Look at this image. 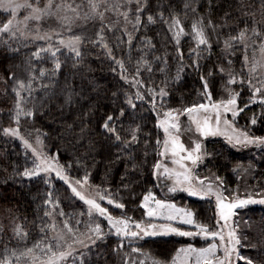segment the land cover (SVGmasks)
Returning a JSON list of instances; mask_svg holds the SVG:
<instances>
[{
    "label": "trees",
    "instance_id": "trees-1",
    "mask_svg": "<svg viewBox=\"0 0 264 264\" xmlns=\"http://www.w3.org/2000/svg\"><path fill=\"white\" fill-rule=\"evenodd\" d=\"M189 2L196 7V13L191 9L185 10L184 4ZM149 10L142 16V21L146 22L148 14L154 15L156 23L141 28L138 32L134 31L132 25H127L128 31L133 33L134 40L130 51L127 44V36H123V43L116 47V36L122 35L124 28L123 17H113L106 15L105 23L115 25L114 31L105 30L106 43L113 48V55L117 59H122L125 64L128 80L136 77L142 81L140 88L144 95L143 101L135 100L137 88L121 79L120 69L106 55L105 50L100 46H94L88 40L81 46L83 59L76 63L73 54L65 49H61L58 58L61 62V70L56 73L54 78H50V70L54 67V61L50 55H44L42 60L37 62L33 59V65L37 69L34 73L37 79L33 81L32 96L34 100L29 99L25 103L26 109H33L37 115L35 118L22 117L20 130L23 133H46L42 135L45 147L50 155L58 154V162L65 166L67 175L74 179H81L85 172V167L92 173L90 183L101 188H107L111 191L113 199L125 203L127 215L135 220H145L143 209L137 206L142 199V195L151 189L154 193L159 190L155 184L154 177L150 176L148 169L141 168L130 178L135 183L130 184L137 197L135 203H129V192L125 191L121 185V176L125 172V163L116 162L117 155L121 154L122 145L115 142L114 137L102 135L101 125L108 115L117 119L114 125L122 140H131L130 129L140 127L138 134L139 143L133 145L129 151L123 153L128 156L129 153L137 156V162L143 158L145 151L144 141L147 134H151L148 140L149 153L148 161L151 164L154 161L155 154L152 146L155 145L156 138L161 139V131L156 127V114L151 107V98L147 93L148 88H154L157 92L161 87H165L169 93L164 99V108H183L191 106L193 103H200L202 82L200 75L207 77V72L217 70V65H222L226 69L227 59L233 61L232 67L237 72L239 79L240 69L245 54L243 44L233 46V49L225 56L223 53V40L229 35L236 36L245 26L249 29L253 27V14L256 21L260 22V31L264 33V10L261 9V0H148ZM160 5L161 7H157ZM133 9L135 7L132 6ZM163 12L165 18L170 17V13L177 15L183 23L184 29L188 35L181 37L180 49L184 53L185 67L177 79V69L180 67L176 58L175 41L172 39L168 26L162 23L158 18V13ZM227 13V15H226ZM244 13H248L247 16ZM8 14L0 12V26L2 22L8 19ZM200 16L205 17V24L208 19L217 25V32L213 33L207 29L209 42L213 45L210 53L204 52V46H201L202 55L208 57L201 59V71L197 72L187 65L192 64L188 58L190 49L196 47L192 39L191 25L194 20ZM100 27L99 20L89 21L78 27L72 33L95 40L96 32ZM250 35V33H249ZM151 38L156 50L152 51L142 44L141 38ZM219 37V43H217ZM7 39V37H5ZM252 40L247 44V56L249 63L253 60V54L259 48L260 40H256V46L252 47ZM13 43V47H16ZM19 54H14L7 48L0 47V257L3 256L5 245L9 249L15 248L17 252L23 251L25 247H32L34 243L42 239L40 227L42 224L53 225L68 222L74 230L82 231L84 223L77 225V220L88 222L86 207L81 201L74 198L67 186L58 180L47 181L44 177H34L32 179H23L17 175V171L22 172L24 166L31 167L28 161L31 158L22 150L20 144L13 139L8 138L3 129L15 124L12 119L16 103V94L13 91L17 87L18 81L28 83L30 69L26 61L31 53L37 48L45 47L43 42H28L27 47L19 45ZM234 53V54H233ZM143 56L151 64V71L142 67L140 74L136 76L137 61ZM167 56V66L156 62L154 57ZM195 59V57H193ZM76 63V67L73 64ZM116 69L113 71L112 69ZM164 68V71H161ZM46 70L43 78L39 77V70ZM12 74L14 79L9 78ZM244 78L247 79V68L244 69ZM227 76L222 81L219 77L212 82L213 99H227V93L221 89V84L225 83ZM166 82V83H165ZM255 82V81H254ZM66 84L71 85L73 97L71 103H65V97L68 89ZM46 86V87H42ZM234 92H240L238 104L243 107L249 104L235 120V124L242 130L248 131L255 136L264 135V107L260 103H249L251 93L247 87L241 88L238 85H232ZM115 93V95H114ZM21 96L27 98L28 93L21 91ZM131 97L136 108L132 109L127 105V99ZM156 105L160 108V99L157 97ZM120 109H123L125 115L120 117ZM257 117V124L251 125L250 118L253 115ZM70 126V127H69ZM205 151L207 154L205 160V170L215 173L220 177L225 189L232 193L236 189L251 190L252 194H257L264 190V146H253L250 148H235L223 140H207L205 142ZM71 164V168L67 165ZM127 167L131 170L129 163ZM125 183H128L126 180ZM53 193V199L59 200V207L53 209L51 206H45L48 198V192ZM172 201L181 207H188L194 210L198 222L209 225L215 224V204L210 199H196L184 194L175 193L168 196ZM105 207L114 216H120V210H116L107 202H102ZM136 208V211L131 209ZM52 213L50 217H44V213ZM63 211L64 215L59 213ZM85 212L84 216L80 213ZM43 217V220H41ZM235 225L237 234L241 237L244 246L241 248V254L253 257L257 264L264 260V205H252L240 208L236 211ZM94 223H101L105 232H108L102 218L97 217ZM20 225L22 231L28 233L26 241H20L14 234V229ZM183 230H192L194 228L179 225ZM213 230H215L213 228ZM52 231L46 233L51 237ZM245 237L247 238L245 240ZM144 241H135L133 244L124 245L123 249H118L119 238L111 234L97 246L84 249L83 259L85 264H115L118 262L120 253L130 251L131 246L140 248L141 252L150 253L152 258L169 263L175 256L176 250L180 247L193 244L196 247H202L211 240H203L200 237H181V236H160L145 238ZM251 245H255L252 248ZM22 263H25L22 261Z\"/></svg>",
    "mask_w": 264,
    "mask_h": 264
},
{
    "label": "snow or ice",
    "instance_id": "snow-or-ice-1",
    "mask_svg": "<svg viewBox=\"0 0 264 264\" xmlns=\"http://www.w3.org/2000/svg\"><path fill=\"white\" fill-rule=\"evenodd\" d=\"M243 0H241V3ZM87 11L81 14L83 4L73 6L72 4L64 3V0H46L41 7V0H0V9L10 16L9 19L2 22L0 26V47L11 50L14 54H19L20 44L27 47L29 41H46L47 47L37 48L31 53L30 57L26 61L30 69V76L28 83L25 84L23 81L17 82V87L13 88L16 94V103L14 108V120L16 127H6L3 132L6 136L19 138L23 143L25 149H30L32 154L31 161L27 163L31 164V167L24 166L22 172L17 171V175L23 179H32L34 177H40L41 174L50 176L55 173L64 184L70 189L71 194L74 198L78 199L86 206V215L88 222L77 220V225L84 223L85 231L77 232L69 226L68 222L65 221L63 228L65 231H55V225L42 224L40 227L41 240H38L33 244L32 247H25L23 251L17 252L15 248L9 249L7 245L3 248V256L0 257V264H68L69 260L72 264H85L83 259V253L80 252V259L77 260L76 254L79 249H91L97 246L98 242H102L107 236L115 234L120 237L123 241L127 239L129 242L144 241L146 237H160L168 235H176L181 237H201L204 240H211L206 247H194L192 244L186 247H180L176 250V254L171 259V264H257V260L250 256L241 254V248L244 246L241 237L237 234L236 229L232 226V218L236 214V210L243 208L250 204H264V192L257 193L261 198L255 199L253 195L246 194L247 198L241 199L236 196L232 199L224 195L223 180L220 177H216V185L214 186L211 181L207 178L200 179L192 175L193 168L205 159V156H211L203 150V145L200 142H194L192 147H186L181 141V116H186L189 121V127L185 131H191V125L195 126V132L201 137L224 135L228 143L236 146L247 147L250 145L264 146V136H255L250 134L248 131L240 130L235 127L234 121L236 118L248 108L249 104H245L240 107L238 99L241 96L240 92H234L232 85H238L241 88L247 87L251 93L249 103L259 102L264 107V62L256 61L253 59L251 64L247 56V48L249 45L247 41L253 37L256 40H260L259 49L262 55H264V33L260 31V22L256 21L253 14V27L249 29L247 25L244 29L240 30L238 35H229L223 40V53L225 56L233 49L234 45L243 44L245 48V54L242 62V67L238 74L232 67L233 61L227 59L226 63L228 68L226 69L222 65H217V70H209L207 77L200 75L202 82V93L201 99L206 102L193 103L191 106L183 108H168L164 111L157 110V97L160 99V108H164V99L168 97L169 93L165 87H161L157 92L154 88H148L147 93L151 98V107L156 112V127L162 129L163 140L157 136L155 145L152 146L153 153L155 154L154 161L149 164L148 157L149 153L147 148L150 146L148 140L151 134H147V138L144 141L145 151L143 158L137 162V156L129 153L128 156H124L123 153L129 151L133 145L139 143L138 134L141 129L137 126L135 129H130L131 140H122L117 128L114 125V120L117 119L112 115H108L104 120L101 128L103 129L102 135L108 136L109 138L114 137L115 142L122 145L121 154L117 155L116 162L125 163V172L121 176V185L125 191L129 192L130 200L129 203H135L137 197L135 191L130 187V184L135 183L130 178V175H134L136 171L141 168L148 169L150 176L154 177L156 181L161 179L171 180L172 186L168 188L169 192L175 191H186L190 196L200 197L206 199L209 197H215V224L209 226L202 222H198L196 219L197 213L188 207H178L174 203H169L164 199H158L155 193L149 189L145 194L142 195V199L138 204L139 209H143V215L148 218L146 223L144 220H135L133 217L127 215L128 209L126 204L121 203L113 199L112 193L107 188H101L99 185H91L90 177L91 172L85 167L84 175L81 179L71 178L66 174L65 166L58 163V154L56 156H49L43 151V141L39 138L40 135L46 136V133L38 134L36 138V145L34 147L28 139L20 133V122L22 117L35 118L37 115L33 109H26L24 107L27 100L32 99L33 92V81L37 79L34 74L37 69L33 65V59L37 62L42 60L44 55H50L54 61V67L50 70V78H54L56 73L61 70V62L58 58V53L61 52V48L68 50L70 54L75 57L76 63L83 59L81 52V46L88 40L89 43L94 46H100L105 50L107 57L119 67L121 73V79L125 82L132 84L137 88L135 92V100L143 101L144 95L141 93L140 88L142 81L133 77L132 80H128L127 76L124 75L126 72L125 64L122 59H117L113 55V48L109 47L105 42V30L114 31L115 25H108L105 23L106 13H115L117 16V23L119 18L123 17L124 28L121 36H116V47H119L124 41L123 36H127V44L129 47V58L130 51L133 44L134 36L132 32L128 31L127 25L131 24L134 31L138 32L142 27L146 28L148 25L155 24L156 18L154 15L148 14L146 22L142 21V16L149 10L148 0H86ZM133 5H135L133 9ZM261 9L264 10V0H261ZM157 7H161L157 5ZM28 10V15L24 16L23 20L18 19V13L22 10ZM121 9H127L121 11ZM184 9H191L193 13H196V7L192 6L189 2L184 4ZM64 12V15H60ZM67 13H71L68 15ZM227 15V13H226ZM245 16L248 13H244ZM55 17L62 27L67 28L71 31L72 27L76 25L77 21H83L85 24L89 21L99 20L100 27L96 32L95 40H90L87 37L79 35L70 36L68 39L60 38L56 41L58 46H53V36H61L60 32H44L41 34L40 23L48 18ZM158 18L162 23L167 24L168 31L172 34V39L175 41L176 46V58L180 64L177 69V79L180 73L185 67L184 53L180 49L181 37L188 35L185 32L183 23L180 18L170 13L169 18H165L163 12L158 13ZM34 22L37 27L34 30L29 29V23ZM218 26L213 24L211 19H208L205 24V17L200 16L194 20L191 25V37L195 41L196 47L190 49L188 58L192 60L191 65L193 70L201 71V59H207L202 55L201 46H204L203 51H211L212 44L209 42V36L207 35V29H211L213 33L217 32ZM32 31L35 34H32ZM250 33V35H249ZM7 37V39H5ZM256 40H252V47L256 46ZM146 45L149 50L155 51V45L152 43L151 38L143 37L140 41ZM13 43H16V47H13ZM217 43H219V37H217ZM234 54V53H233ZM195 57V59H193ZM154 60L159 63H163L167 66V56H156ZM76 63L73 67H76ZM142 67H146L147 70L151 71V64L143 56L137 61L136 76L140 74ZM247 68V79L244 78V69ZM116 71V69H112ZM164 71V68H161ZM46 75V70H39V77L43 78ZM227 76L225 83L221 84V89L227 93L228 98H221L219 100L213 99L212 83L216 77H219L222 81ZM9 78L14 79L15 75L12 74ZM255 81V82H254ZM166 83V82H165ZM42 87H46L43 86ZM65 88L68 89L65 97V103H71L73 92L71 91V85L66 84ZM21 91L28 93L27 98L21 96ZM115 95V93H114ZM127 105L132 109L136 108V104L133 103V99L129 97L127 99ZM231 115L232 119H228V115ZM125 112L120 109V117H123ZM264 120V115L261 117ZM251 125L257 124V117L254 114L251 118ZM70 127V126H69ZM166 159L171 161L173 167H169L166 163ZM189 162L192 167H189ZM131 164V170L127 167ZM72 165L68 164L67 168H71ZM128 183H125V181ZM47 182V181H46ZM158 186V185H157ZM91 192V194H89ZM47 199L45 206H51L53 209L59 207V200L53 199V193L50 191L47 193ZM107 201L108 205L113 206L114 209L120 210V216H114L108 207L102 206L103 201ZM136 208L131 211H136ZM61 216L64 212L59 213ZM51 212L46 211L44 217H50ZM81 216L85 215V212L80 213ZM102 217L107 221L108 232H105L101 226V223H94L95 218ZM156 219H163L168 223L157 224L151 222ZM43 220V217H41ZM173 222H178L180 225H188L195 229L183 230L179 226H173ZM213 228L215 230H213ZM51 230L55 234L51 237H47L46 233ZM14 234L19 238L20 241H26L28 233L22 231L20 225H17L14 229ZM71 237V242L68 241L67 237ZM247 238L245 237V240ZM124 247L123 243L118 245V249ZM255 248V245H251ZM133 253H139L145 256L146 260H151V264H167L165 261L157 260L152 258L150 253L141 252L140 248H133ZM127 264V261L125 262ZM139 264H145V260H141ZM260 264H264V260L260 261Z\"/></svg>",
    "mask_w": 264,
    "mask_h": 264
},
{
    "label": "rangeland",
    "instance_id": "rangeland-1",
    "mask_svg": "<svg viewBox=\"0 0 264 264\" xmlns=\"http://www.w3.org/2000/svg\"><path fill=\"white\" fill-rule=\"evenodd\" d=\"M21 2H23V0H21ZM31 2H34V0H31ZM46 2V0H41V4H40V6L42 7L43 6V4ZM110 2H115V0H110ZM64 3H67V4H72L73 6H75V5H78V4H83V8H82V11H81V14H83V12L84 11H87L88 9H87V3H86V0H64ZM134 6V5H133ZM124 10H127V9H121V11H124ZM0 12H4L2 9H0ZM5 13V12H4ZM29 13H28V10H24V9H22L19 13H18V19H20V20H23V18H24V16H26V15H28ZM65 13L64 12H61L60 13V15H64ZM68 15H71V13H67ZM107 14H109L110 16H115L116 17V14L115 13H106V15ZM10 18V16H8V19ZM85 23L83 22V21H77L76 22V25H74L73 27H72V29H71V31H69L67 28H65V27H62L61 26V23L55 18V17H53V18H48V19H46V20H44V21H42L41 23H40V25H39V27H40V30H41V34H43L44 32H53V31H55V32H60L61 33V36H53V38H52V43H53V46L55 47V46H58L57 44H56V41L58 40V39H60V38H63V39H68L70 36H73V32H74V30L75 29H77L78 27H80V26H82V25H84ZM37 27V25L34 23V22H30L29 23V29L30 30H34L35 28ZM32 34L34 35L35 34V32L34 31H32ZM29 42H32V41H29ZM35 42H43V43H45V47H47V43L48 42H46V41H35ZM61 49H65V48H61ZM66 51H68L67 49H65ZM253 59H255L256 61H260V62H264V55H262L261 54V52H260V49L258 48L257 49V51L253 54V57H252ZM253 61V60H252ZM203 102H206V101H203ZM257 103H259V102H257ZM157 110H159V111H164V110H167V109H158L157 108ZM155 114H156V112H155ZM228 119L229 120H231L232 119V117H231V115L229 114L228 115ZM156 123H157V120H156ZM234 123H235V121H234ZM180 124H181V136H180V139H181V141L184 143V145L186 146V147H192L193 146V143L194 142H200V143H202V145H203V150H204V152L206 153V151H205V142L207 141V140H223L224 142H226V143H228V141H227V139L225 138V136L224 135H217V136H209V137H201L198 133H196L195 132V126L194 125H191V131H185V129L186 128H188L189 127V121H188V119H187V117L186 116H181V118H180ZM9 127H16V124H13V125H11V126H9ZM235 127L237 128V129H240L236 124H235ZM240 130H242V129H240ZM160 131H161V141L163 140V131H162V129H160ZM20 133H21V135L22 136H24L25 137V139H28L29 140V142L30 143H32L33 144V146L34 147H37V145H36V143H35V141H36V138H37V136H38V134L39 133H33V134H31V133H23V132H21V130H20ZM261 136H264V135H261ZM8 138H10V139H13V140H16L19 144H20V146H21V148H22V150L32 159V154H31V150L30 149H25V147H24V145H23V143L21 142V140L19 139V138H14V137H10V136H7ZM39 138L43 141V138H42V135H40L39 136ZM229 144V143H228ZM230 146H232V147H234L233 145H231V144H229ZM253 146H256V145H250V146H247V147H243V146H236L235 148H250V147H253ZM259 147V146H258ZM43 151L47 154V155H49V156H54V155H50L49 153H48V151H47V149H46V147H45V144H44V141H43ZM205 160H206V156H205V159L202 161V162H200V163H198L194 168H193V172H192V175L193 176H195V177H199L200 179H205V178H207V180L208 181H211L212 183H213V185L215 186L216 185V177H217V175L215 174V173H213V172H209V171H207V170H205ZM59 163V162H58ZM166 163L168 164V166L169 167H173V165L171 164V161L170 160H167L166 159ZM60 164V163H59ZM61 165V164H60ZM189 167H192L191 166V164H190V162H189ZM67 174V173H66ZM41 176L42 177H44L45 178V180L46 181H53V180H58V181H61L58 177H56V175H55V173H52L50 176H46V175H44V174H41ZM154 180H155V184L156 185H158L157 186V188H158V190H159V192L156 194L155 193V195L157 196V198L158 199H164V200H166L167 202H169V203H174V204H176L178 207H181V206H179L177 203H175L174 201H172L168 196H170V195H172V194H177V193H180V194H184V195H186V196H188V197H191V198H196V199H201L200 197H193V196H190L186 191H180V190H178V191H175V192H169L168 191V188L169 187H171L172 186V181L171 180H166V179H161L160 181H156V179L154 178ZM61 182H63V181H61ZM64 183V182H63ZM91 184V183H90ZM92 185V184H91ZM223 190H224V195L226 196V197H229V199H232V198H234V197H236V196H239V198H241V199H244V198H247V196H246V194H248V193H250V194H252L253 192L249 189V190H247V191H244V189H236V190H233L232 191V193H230V191L229 190H227V189H225V186L223 185ZM69 191H70V189H69ZM260 192H264V190L262 191H259V193ZM70 193H71V191H70ZM89 194H91V192H89ZM253 195V198H255V199H260L261 197L259 196V195H257V194H252ZM206 199H210V200H212L213 202H214V204H215V197L214 196H212V197H209V198H206ZM104 202H107L106 200L104 201ZM252 205H264V204H259V203H256V204H250V205H247V206H245V207H248V206H252ZM102 206H104L103 204H102ZM86 207V206H85ZM244 208V207H243ZM238 210V209H237ZM236 210V211H237ZM235 216H236V214H235ZM233 217L232 218V226L236 229V231H237V227H236V225H235V219H236V217ZM100 218H102V217H100ZM103 219V221H104V223H105V225H106V227H108V225H107V221L106 220H104V218H102ZM146 223L148 222V218L147 217H145V220H144ZM151 222H154V223H157V224H165V223H168L167 221H165V220H163V219H156V220H153V221H151ZM53 224L55 225V231H57V232H59V231H65L64 230V228H63V225H64V223H54L53 222ZM180 224L178 223V222H173V226H179ZM186 226H188V225H186ZM71 227V226H70ZM189 227H191V226H189ZM74 230V229H73ZM86 229L84 228L82 231H78V230H74V231H77V232H83V231H85ZM55 233L52 231V235L51 236H53ZM113 235H115L114 233H113ZM174 235V234H173ZM168 236H172V235H168ZM174 236H176V235H174ZM117 237V236H116ZM68 238V241L69 242H71V237L69 236V237H67ZM119 238V244H121V243H123V244H125V245H128V246H130V244H133L134 242H129L127 239H124L123 241L121 240V238L120 237H118ZM146 238H149V237H146ZM201 238V237H200ZM201 239H203V238H201ZM204 240V239H203ZM210 240V239H209ZM212 241H209L208 243H211ZM207 243V244H208ZM207 244H205L204 246H202V247H206L207 246ZM187 245H189V244H187ZM187 245H184L183 247H186ZM193 245V244H192ZM194 246V245H193ZM194 247H196V246H194ZM134 247H132L131 246V248H130V251H128V252H126V253H120V256L118 257V262L117 263H115V264H125V262L127 261V264H139V262L141 261V260H145V264H151V260H146L145 259V256H143V255H140L139 253H133L132 252V249H133ZM197 248H200V247H197ZM123 249V248H122ZM80 252H84V249H79L78 248V251H77V254H76V258H77V260H79L80 259ZM145 253V252H144ZM85 254V253H84ZM84 254H83V256H84ZM22 264H26V262L25 263H22ZM68 264H72V261L71 260H69V262H68ZM167 264H171V261L169 262V263H167Z\"/></svg>",
    "mask_w": 264,
    "mask_h": 264
}]
</instances>
